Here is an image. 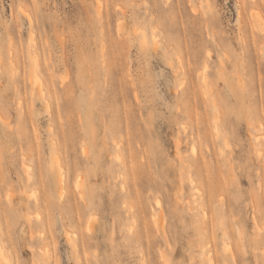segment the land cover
Masks as SVG:
<instances>
[{
	"label": "rangeland",
	"instance_id": "1",
	"mask_svg": "<svg viewBox=\"0 0 264 264\" xmlns=\"http://www.w3.org/2000/svg\"><path fill=\"white\" fill-rule=\"evenodd\" d=\"M262 26L264 0H0V264H264Z\"/></svg>",
	"mask_w": 264,
	"mask_h": 264
},
{
	"label": "bare ground",
	"instance_id": "2",
	"mask_svg": "<svg viewBox=\"0 0 264 264\" xmlns=\"http://www.w3.org/2000/svg\"><path fill=\"white\" fill-rule=\"evenodd\" d=\"M206 68H207V66H206ZM40 77H35V80L37 81V80H40V82H41V85H42V81H41V79H39ZM202 80H203V88L206 90V89H208L209 88V81H208V79H207V71H205V69H204V71H203V74H202ZM40 85V86H41ZM44 85H46V88H47V83H45ZM43 85V86H44ZM42 90H44L45 91V88L43 89V87L41 88ZM209 92V91H208ZM216 120H217V118H216ZM218 121H216L215 122V127L216 128H218ZM219 129H217V131H218ZM216 131V130H215ZM219 133V132H218ZM193 148H195V147H193ZM196 149V148H195ZM155 219V218H154ZM156 221V220H155ZM157 221H158V219H157ZM88 223H89V221H88ZM155 223H157V222H155ZM91 224H92V222H91ZM91 224H90V226H91ZM156 225H158V223L156 224ZM90 226H88L87 225V227H90ZM91 229V228H90ZM1 245V244H0ZM4 249V248H3ZM229 249V248H228ZM0 256L3 258L5 255H4V253L2 252V248H1V246H0ZM163 256V255H162ZM233 257H234V254H233ZM164 259V258H163ZM8 260V259H7ZM6 260V264H9V261H7ZM5 264V263H4Z\"/></svg>",
	"mask_w": 264,
	"mask_h": 264
},
{
	"label": "snow or ice",
	"instance_id": "3",
	"mask_svg": "<svg viewBox=\"0 0 264 264\" xmlns=\"http://www.w3.org/2000/svg\"><path fill=\"white\" fill-rule=\"evenodd\" d=\"M237 7H240L239 4H237ZM245 7H247V5H245ZM256 29H254L255 31ZM261 33H262V38H264V26H262L260 29H258ZM260 54L261 56H264V44L261 45L260 48ZM211 55V53H209V56ZM205 71H207V68L205 67ZM261 128L264 129V124L261 125ZM196 149H193L192 152L195 153ZM261 157L262 159H264V152L261 153ZM261 216L264 217V207L261 208ZM163 259V257H162ZM164 264H168V261H165Z\"/></svg>",
	"mask_w": 264,
	"mask_h": 264
}]
</instances>
